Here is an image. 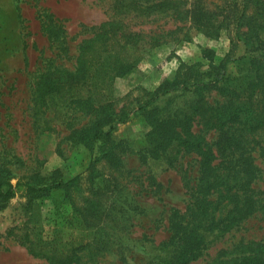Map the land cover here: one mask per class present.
Masks as SVG:
<instances>
[{"label":"rangeland","instance_id":"374dc122","mask_svg":"<svg viewBox=\"0 0 264 264\" xmlns=\"http://www.w3.org/2000/svg\"><path fill=\"white\" fill-rule=\"evenodd\" d=\"M247 1L243 14L244 0H172L171 7L164 0H0V173L17 185L15 196L0 208V264H51L49 251L75 250L83 254L82 264H143L155 256L158 244L169 238L173 208L188 204L186 185L194 182L198 165L189 166L188 155L180 166L156 158L150 150L152 126L137 107L162 81L175 77L181 62H201L205 69L228 57L234 84L249 80L247 54L264 52L247 48L264 37L255 27L264 22V0ZM122 3L129 4L128 11L122 12ZM108 19L137 33L132 48L124 50L134 66L108 86L116 111L129 116L113 132L119 145L98 142L92 152L73 133L88 125L91 115L59 96L51 102L38 87L44 78L72 82L79 43ZM177 94L172 103L165 98L155 104L169 114L197 95ZM205 94L212 102L221 98L215 89ZM251 139L256 163L264 166V127ZM55 169L65 179L81 176L74 192L27 191L25 181L38 184V176ZM256 186L264 189V177ZM251 240L264 241L260 212L224 232L189 264H207L221 250Z\"/></svg>","mask_w":264,"mask_h":264},{"label":"trees","instance_id":"16d2710c","mask_svg":"<svg viewBox=\"0 0 264 264\" xmlns=\"http://www.w3.org/2000/svg\"><path fill=\"white\" fill-rule=\"evenodd\" d=\"M164 2L172 4V0ZM248 4L244 0L243 14ZM121 6H125L122 12L130 8L127 3ZM256 23V29L263 31L264 22ZM209 26L210 21L202 23L206 32ZM92 27L93 34L78 45L75 67L71 70L72 82L65 79V84H57L53 79L44 78L38 92L44 93L51 102L59 96L91 115V122L74 129L73 133L77 143L94 152L98 142L106 147L119 145L113 132L119 123L128 119L129 113L116 111L108 86L112 79L126 75L134 66L132 54H125L124 50L132 48L129 44L136 41L137 33L129 30L125 22L113 19ZM242 33L248 35L247 31ZM208 35L211 34L208 32ZM248 47L262 52L264 37L252 41ZM247 55L251 73L245 83L234 84L227 71L228 57L218 64L210 63L205 69L201 62H181L175 77L162 81L137 107L144 111L152 126L150 150L156 158L167 159L172 165L180 161V166L188 155L189 166L192 167L194 161L198 165L194 182L186 185L190 195L186 208H173L168 217L169 238L160 242L155 256L143 264H189L224 232L239 226L253 214L264 215V189L256 186L264 177V166L256 163L255 146L251 144L252 134L264 127V52ZM213 89L221 96L215 102L205 94ZM187 91L197 94L187 107H177L166 114L155 104L165 98L172 103L177 92ZM211 131L217 133L214 139L207 136ZM112 149L108 148L95 160ZM80 177L65 179L62 171L55 169L48 176H38V184L27 180L24 185L28 192L41 195L54 188L74 192ZM16 187L9 176L0 173V208L15 196ZM71 199L74 206L77 205L74 196ZM79 213L86 221L81 208ZM49 253L47 258L51 264H82L83 254L75 250ZM216 258L207 264H264V241L239 242L232 249L221 250Z\"/></svg>","mask_w":264,"mask_h":264}]
</instances>
